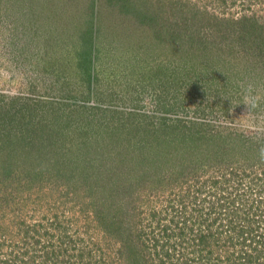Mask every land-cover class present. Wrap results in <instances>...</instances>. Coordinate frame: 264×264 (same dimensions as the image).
Segmentation results:
<instances>
[{
	"label": "rangeland",
	"instance_id": "obj_1",
	"mask_svg": "<svg viewBox=\"0 0 264 264\" xmlns=\"http://www.w3.org/2000/svg\"><path fill=\"white\" fill-rule=\"evenodd\" d=\"M146 1L0 0V264H264V0Z\"/></svg>",
	"mask_w": 264,
	"mask_h": 264
},
{
	"label": "crops",
	"instance_id": "obj_2",
	"mask_svg": "<svg viewBox=\"0 0 264 264\" xmlns=\"http://www.w3.org/2000/svg\"><path fill=\"white\" fill-rule=\"evenodd\" d=\"M60 5L61 6H55V3H54V5H52V6H53V10H57L59 12V14H61L63 16L61 18L58 15L50 14L47 11V8L49 6L46 5L47 7H45V9H44L40 5L39 6L36 5L35 7H32V6L30 7L29 6V7L24 8L25 13H27V12H29V13H28V16L26 18H24L23 20L26 21L27 27H29V24H30L32 26V28H33V27L37 26V24H41V21H43V19H44V21L48 25H50V26L54 25L55 26L54 32L55 33L57 32L58 33L57 35H60L62 33V28H65V29L68 28L69 25H67V23H71L72 22V21L66 22L65 14L66 15L73 14V13H71L69 7L65 6V8H64L63 2H61ZM31 8H33L34 12H36L35 14H33V12L31 11ZM74 9H75V11L79 10V8H74ZM44 12H45V14H44ZM41 14H43V15H41ZM74 18H77V20H79V17H77V16L71 17V20H73ZM33 25H35V26H33ZM47 27H49V26H47ZM76 28L77 29L75 31H73L72 33H75V34L77 33V35H73L74 36L73 38L77 39V43H79V41H81V40H80V36H79V33H78V28H79L78 23H76ZM47 30L50 31V30H53V29L49 28ZM46 33H47V31L45 32V34ZM60 45H61L60 47H64V50H65L64 43L60 42ZM66 52H67V50H66ZM90 59H91V57L88 56L87 60L90 61Z\"/></svg>",
	"mask_w": 264,
	"mask_h": 264
},
{
	"label": "trees",
	"instance_id": "obj_3",
	"mask_svg": "<svg viewBox=\"0 0 264 264\" xmlns=\"http://www.w3.org/2000/svg\"><path fill=\"white\" fill-rule=\"evenodd\" d=\"M128 1L133 2L134 0H128ZM155 1H157V0H149V1H146V2H145V10L143 11L144 14H145V16H146V12H147V10H146V6H147V5H150V6L152 7V10H153V11L151 12V17L155 16L156 14H160V15L164 16V11L159 10V9L161 8L160 3H157V2H155ZM160 2H161V1H160ZM134 8H135V7H134ZM134 8L129 9V10H130L131 12H133ZM137 9H138V8H135V10H137ZM160 11H162L163 14H161ZM138 12H141V10L138 9ZM164 122L166 123V120H164ZM146 126H147V123H146ZM36 137H37V136H36ZM248 233H249V234H245V233H244V236H245V235H250V236L247 238V241H250L249 244H250L251 246L253 245V249L256 250L257 242H259V241L261 240V236H262V234L259 235L258 240H257V236H256L255 234H253L252 232H248ZM244 236H243V239L246 240V239L244 238Z\"/></svg>",
	"mask_w": 264,
	"mask_h": 264
},
{
	"label": "clouds",
	"instance_id": "obj_4",
	"mask_svg": "<svg viewBox=\"0 0 264 264\" xmlns=\"http://www.w3.org/2000/svg\"><path fill=\"white\" fill-rule=\"evenodd\" d=\"M244 104L248 107V110L254 109L256 107L255 99L250 96H245ZM259 159L264 162V147L259 149Z\"/></svg>",
	"mask_w": 264,
	"mask_h": 264
}]
</instances>
